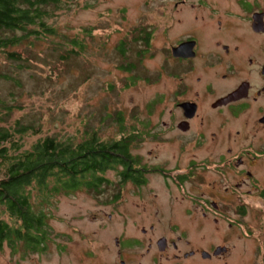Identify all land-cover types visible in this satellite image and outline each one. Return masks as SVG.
I'll use <instances>...</instances> for the list:
<instances>
[{"label": "flooded vegetation", "instance_id": "1", "mask_svg": "<svg viewBox=\"0 0 264 264\" xmlns=\"http://www.w3.org/2000/svg\"><path fill=\"white\" fill-rule=\"evenodd\" d=\"M212 1L196 0L194 36L169 45L171 54L182 41L195 42L193 57L171 54L164 66L175 80L165 94L172 103L161 106L156 121L148 115L131 123V168L108 170L114 183L96 190L113 212L107 218L115 219V233L89 250L86 264H239L242 255L247 264H260L255 257L264 250V45L249 36L264 32L251 27V33L237 29L228 35V16L215 19ZM156 107L145 108L150 114ZM144 138L155 141V151L164 143L178 152L161 160L152 149L145 157L136 151ZM154 177L165 183L167 200L149 184ZM216 232L218 241L211 236Z\"/></svg>", "mask_w": 264, "mask_h": 264}, {"label": "rangeland", "instance_id": "2", "mask_svg": "<svg viewBox=\"0 0 264 264\" xmlns=\"http://www.w3.org/2000/svg\"><path fill=\"white\" fill-rule=\"evenodd\" d=\"M212 2L218 10L215 19L228 16L226 31L228 29L230 36L237 29L251 33L252 11L264 12V0ZM245 3L250 9L245 10ZM49 12L46 23L54 28L52 35L24 39L18 45L7 46L5 51L0 49V99L12 108L9 116H4L3 124L13 126L18 120L39 128L37 133L21 138V150L29 149L45 135L80 141L87 135L86 127L97 129L100 139L115 140L122 132L112 122L102 123V114L113 115L120 110L124 118L123 132L128 134L131 123L144 121L148 115L156 121L161 106L172 103L168 97L165 100V94L171 92L175 80L170 81L164 74V66L171 57L169 45L194 36L196 0H59L58 6L49 7ZM150 23L153 34L149 46L146 48L134 40L131 43L138 29ZM16 34L21 35V32ZM251 35L249 40L252 38L257 46L259 42L264 45V33ZM72 38H77L81 45L71 44ZM122 39L128 43L125 56H120L116 50ZM72 48L79 53L60 58L66 51L71 54ZM140 50L146 51L141 58L137 56ZM6 52H15L23 60H11ZM127 59L137 63L136 70L126 72L120 68ZM3 74L15 80L3 78ZM131 75H137L138 79L128 84ZM149 105L157 106L150 114L145 108ZM132 114L136 119H132ZM158 144L155 151V141L144 138L136 151L147 157L148 151L153 149L152 155L161 160L178 152L174 144ZM184 155L178 160L181 166L187 161ZM105 176L114 183L113 172ZM149 184L159 191L162 201L167 200L161 179L154 177ZM35 194L32 199H36ZM96 195L82 189L53 197L50 204H44L51 229L46 249L23 253L21 244L16 251L4 244L0 249V264H86V259L92 258L87 255L89 250L115 233L112 221L115 219L107 218L108 213L113 212L102 205ZM182 204L180 210L186 205ZM179 214L188 216L182 211ZM3 217L7 219L5 214ZM211 236L218 241L217 232ZM255 260L264 264V250ZM239 264H247L244 255Z\"/></svg>", "mask_w": 264, "mask_h": 264}, {"label": "trees", "instance_id": "3", "mask_svg": "<svg viewBox=\"0 0 264 264\" xmlns=\"http://www.w3.org/2000/svg\"><path fill=\"white\" fill-rule=\"evenodd\" d=\"M58 3L59 0H0V49L5 51L7 46L18 45L24 39L52 35L54 28L47 25L46 19L50 17L49 7H56ZM18 31L21 35L16 34ZM138 32L131 43L134 40L148 47L152 29L147 25ZM70 43L81 45L77 38H72ZM116 50L120 56H125L127 40L122 39ZM69 52L71 54L66 51L60 58L67 59L68 55L79 53L75 48ZM145 52L140 50L137 56L141 58ZM6 53L11 60L22 59L15 52ZM125 61L120 68L126 72L136 70L135 61ZM2 77L15 80L8 74ZM137 79V75L129 76L128 84ZM11 111V106L0 99V249L6 244L16 251L21 244L23 253L41 252L46 249L51 232L44 204H50L59 194L67 195L82 189L96 193L101 185L113 184L105 176L108 170L131 168L130 137L123 132L124 118L118 110L113 115L104 113L100 116L102 123L112 122L119 126L122 134L115 140L100 139L97 129L86 127L87 135L80 141L45 135L29 149L21 150V138L37 133L39 128L21 124L18 120L13 126L3 124L4 116H9ZM132 119H136L134 114ZM126 173L121 174L127 178ZM34 192L36 199H32Z\"/></svg>", "mask_w": 264, "mask_h": 264}, {"label": "water", "instance_id": "4", "mask_svg": "<svg viewBox=\"0 0 264 264\" xmlns=\"http://www.w3.org/2000/svg\"><path fill=\"white\" fill-rule=\"evenodd\" d=\"M264 12H253L251 15V27L256 32H264ZM194 40H185L171 48V54L174 57H193L194 56ZM187 104V103H186Z\"/></svg>", "mask_w": 264, "mask_h": 264}]
</instances>
